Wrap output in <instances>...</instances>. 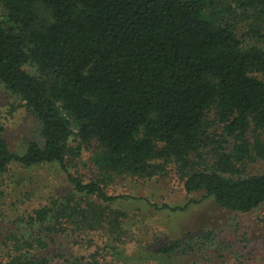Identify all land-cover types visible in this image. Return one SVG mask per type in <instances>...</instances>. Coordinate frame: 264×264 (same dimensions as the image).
I'll use <instances>...</instances> for the list:
<instances>
[{
    "label": "trees",
    "instance_id": "trees-1",
    "mask_svg": "<svg viewBox=\"0 0 264 264\" xmlns=\"http://www.w3.org/2000/svg\"><path fill=\"white\" fill-rule=\"evenodd\" d=\"M261 77L264 0H0V82L36 117L42 138L16 153L0 135V216L14 165H54L70 182L64 196L33 211L31 225L103 232L125 262L115 246L128 237L123 214L110 208L122 197L106 189L117 176L154 177L174 164L188 194L253 211L264 204V173L241 174L264 161ZM93 143L102 177L86 183L69 163ZM209 150L212 168L198 169ZM9 240L10 264H51L31 255L41 239ZM181 246L156 254L171 257Z\"/></svg>",
    "mask_w": 264,
    "mask_h": 264
},
{
    "label": "rangeland",
    "instance_id": "rangeland-1",
    "mask_svg": "<svg viewBox=\"0 0 264 264\" xmlns=\"http://www.w3.org/2000/svg\"><path fill=\"white\" fill-rule=\"evenodd\" d=\"M242 27L240 36L246 31L244 24ZM244 42L247 46L258 44L247 38ZM26 70L36 74L32 66ZM40 131L36 117L0 82V135L12 151H24L30 141L42 142ZM80 144L72 136L70 145ZM100 153L97 143L83 145L80 158H70L71 173L86 183L101 178L95 163ZM196 161L198 169H210L213 154L204 151ZM262 173L264 161L257 160L247 163L241 175ZM4 189L0 264L12 261L11 235L20 241L41 239L44 246L35 243L31 255L51 264H264V204L249 213H237L222 208L205 194H188L174 164L154 177L117 176L107 183L110 196L122 197L110 208L123 214L128 237L124 244L115 246L121 248L127 262L112 256L108 246L114 244L103 232L61 235L48 232L45 225L30 224L35 209L50 205L70 190V182L57 166L24 169L14 165L4 177ZM203 233L211 235L204 238ZM178 240L182 246L173 256L156 254L164 245Z\"/></svg>",
    "mask_w": 264,
    "mask_h": 264
}]
</instances>
